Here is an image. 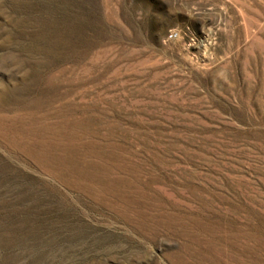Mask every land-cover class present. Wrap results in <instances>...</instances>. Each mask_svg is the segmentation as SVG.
Returning <instances> with one entry per match:
<instances>
[{"label": "rangeland", "instance_id": "rangeland-1", "mask_svg": "<svg viewBox=\"0 0 264 264\" xmlns=\"http://www.w3.org/2000/svg\"><path fill=\"white\" fill-rule=\"evenodd\" d=\"M0 264H264V0H0Z\"/></svg>", "mask_w": 264, "mask_h": 264}]
</instances>
